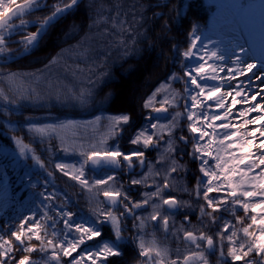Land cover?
<instances>
[{
  "label": "snow or ice",
  "instance_id": "obj_1",
  "mask_svg": "<svg viewBox=\"0 0 264 264\" xmlns=\"http://www.w3.org/2000/svg\"><path fill=\"white\" fill-rule=\"evenodd\" d=\"M77 3L78 0H70V3H64L63 6L53 5L51 15L39 23L37 31L27 34L19 42L24 54H30L36 48L53 20ZM40 7L41 0H23L22 3H17V0H0V54L8 51V37L17 30L14 21L19 19V27L23 29L28 23L24 17ZM220 7L236 10L227 25L232 34L229 41L232 46L227 49L229 55L226 57L219 47L222 41L205 44L196 34L198 29L193 28L182 56L185 61L196 60L197 63L186 66L183 77L176 74L171 77L184 84V96L181 97L175 90L168 91L169 85L165 89L168 95L160 101V107L154 106L155 94L148 98L144 107L157 116H146L147 126L136 130L130 138L129 143L136 146L135 150L125 153L118 143L108 144L110 139H116L122 133V125L129 124L130 116L127 114L110 116L109 127L99 146L92 144L87 150H84L83 145L77 149L74 142L69 144L64 135L67 130L79 127L75 121L27 123L26 130L38 143L47 144L48 150H52L54 141H59L60 151L78 154L82 158L78 164L57 162L55 168L79 184L82 190L102 196L107 202V208L94 212L95 219L77 217L66 204H55V192L38 193L39 216L35 212L21 215L7 230L0 227V264H107L110 257L123 254L122 233L126 228L121 227V223L126 216L139 221L133 224V229L137 233L135 239L138 241L139 256L146 258L141 264H193L194 259L201 264H208L204 251L213 253L217 250L219 264H227L229 260L231 264H264V127H249L264 126V0H259L258 6L233 4ZM116 9L119 13L118 3ZM119 26L123 27L122 24ZM244 57H256L258 62H248ZM245 76L247 79H241ZM0 79L7 80L9 84L26 82L16 73L6 76L0 74ZM33 83L36 86L30 84L23 90L17 89L16 98L0 90V100L6 105H14L17 98L39 100V80L34 78ZM253 87L255 91L252 90ZM90 95L91 93L81 91L75 98L83 104L88 102ZM181 99L185 102L186 116L183 118L188 122L190 137L181 132L178 140L188 145L191 139L192 152L189 155L200 161L201 175L196 178L191 192L186 186L177 190L194 197L197 203L200 200L204 203H198L199 224H191L188 214H185L179 228H175L173 223V234H182V239L177 235L178 242L194 250L181 257L177 249L176 257L172 258L168 247H160L155 239L146 244L140 233L146 227V220H159L167 234L169 217L176 215L184 207H192L191 200L183 201L176 196L166 195L177 182V176L173 174L186 171L185 165L180 162L185 153L177 151L175 135L180 127L182 114L177 111L168 123L159 122V116L167 113L168 107L179 108ZM254 101L256 102L253 103ZM237 105L246 107L237 109ZM253 113L257 115L249 118ZM233 120L238 122L233 123ZM219 129H223V132ZM165 135L168 137L167 141L164 140ZM12 140L21 157H26L31 152V158L40 163L34 149L24 144L21 138L13 136ZM149 147L157 150L155 162L146 161L145 150ZM141 148L144 150H140ZM165 160L167 165L157 169L156 165H164ZM40 167L44 168L45 165L40 163ZM135 167H147L148 171L139 177L131 176L130 184L152 189L142 193L143 199L140 201L131 199L123 190L122 181H118L114 173L95 177V172L108 169H127L132 173ZM88 169L93 170L94 178L91 181L87 175ZM161 176V179H157ZM212 193L217 195L212 196ZM121 207L123 211L116 215ZM147 207L152 209L147 217L137 214L136 210ZM237 209H242V216L237 215ZM221 212H229L234 217V222L224 220L215 234H212L208 229L217 225L220 217L215 214ZM60 223L62 228L58 229L57 225ZM105 224L111 225L114 239L104 238L102 225ZM91 242L95 243L89 246ZM202 247L204 250H201ZM17 252L22 253L19 258L15 255ZM32 253H39L40 259H33Z\"/></svg>",
  "mask_w": 264,
  "mask_h": 264
},
{
  "label": "trees",
  "instance_id": "obj_2",
  "mask_svg": "<svg viewBox=\"0 0 264 264\" xmlns=\"http://www.w3.org/2000/svg\"><path fill=\"white\" fill-rule=\"evenodd\" d=\"M53 1L56 0H47L46 3L49 4ZM117 3L120 5L119 13L116 9ZM49 8L46 6L38 9L29 16H37L42 19L50 14ZM210 9L211 6L205 4L203 0H81L63 18L48 28L30 54L0 63V74L4 76L23 69L43 70L52 62L56 54L60 53V50L71 48L84 35L97 29H105L114 40L131 47L132 52L124 59L110 62V76L99 86L101 88L98 90V96L103 97V94H106L109 98L107 97L102 106H95L87 114H83L80 108L66 105L34 104L19 99L14 105H6L3 100H0V114H2L0 115V158L4 162L13 195V204L6 210V216L2 219V227L5 230L10 224H15L16 218L21 215L35 212L39 216L40 198L38 193L44 191L57 194L55 204H66L70 211L77 214V217L89 218L85 202L77 194L76 184L71 183L68 177L55 168V163L64 159L60 153L58 141H54L52 150H48L47 144L38 143L33 135L26 130L27 123L43 124L59 119L91 115L100 116L106 120V117L109 116L127 114L130 116V123L122 125L123 132L116 139H110L108 144L117 145L118 143L119 148L125 153L135 150V147L129 143L133 135L128 129L131 128L134 131L147 126L148 121L145 117L149 115L150 110L146 109L144 104L151 92L159 85L172 81L180 96H184L183 83L174 81L171 77L173 74L183 77L182 50L187 48L188 38L193 28L205 26ZM134 16L135 19H133ZM186 17L189 19L184 21ZM121 24L123 27L119 26ZM32 28L34 29V27ZM72 29L74 32L71 34L69 32ZM47 40L49 42L44 46ZM42 43L44 44L42 45ZM116 50L117 47L112 45L109 50L110 55L115 54ZM99 60H93L97 68ZM102 66L99 68L102 69ZM135 75H139L140 85L135 89L133 103L130 104L131 106L122 105L116 98L118 92L115 85L129 81ZM0 90H4L9 96H16L14 86L7 84L3 79H0ZM115 98L116 100H114ZM182 100L179 102L180 108ZM117 104L121 108L113 106ZM183 117L180 119L182 129L177 131L190 136L186 128V120ZM29 118H31L30 121ZM13 128L16 130L14 131ZM13 136L21 138L24 144L34 149L35 156L45 167L41 168L40 163L31 157L26 159V163L16 160ZM185 161H187L188 167L183 173L184 179L194 188L198 177L197 167L193 165L194 159L191 155L186 156ZM211 195L216 196L217 194ZM193 200L195 201V198ZM198 203L203 204L204 201L200 200ZM198 203L194 202L197 205L195 212L199 211ZM51 215H55V213H51ZM215 215L220 219L217 220L216 226L208 229L212 234H215L224 220L234 222V217L229 212ZM237 215H243L240 209H237ZM192 222L196 225L199 224L195 213H192ZM237 227L240 226L237 225ZM57 228H62V223L58 224ZM102 228L105 239H114L112 228L104 230V225ZM125 231L123 234L126 235L128 231ZM33 243L38 244L36 241ZM94 243L91 242L89 246ZM131 245V243L121 244L123 254L110 257L107 264H141L146 258L139 256L138 246L134 248ZM15 255L19 258L22 253L17 252ZM31 256L35 259L40 258L39 253H32ZM206 257L208 264H219V250L213 253L206 251ZM227 264H231V261L229 260Z\"/></svg>",
  "mask_w": 264,
  "mask_h": 264
},
{
  "label": "rangeland",
  "instance_id": "obj_3",
  "mask_svg": "<svg viewBox=\"0 0 264 264\" xmlns=\"http://www.w3.org/2000/svg\"><path fill=\"white\" fill-rule=\"evenodd\" d=\"M203 1L206 4H211L212 9L207 19L206 25L200 28L195 27L196 29H198L196 34L201 37V41L205 44H214L215 42L222 41V43L219 44V47L221 48V50L224 52V54L227 57L229 55L227 49L231 48L232 46L229 43V41L232 39V34L230 33L227 25H228V22L234 17L236 10L231 7L222 8L220 6L221 5H233V4H253V5L258 6L259 0H203ZM19 2H22V1H17V3ZM69 2L70 0H56L49 4L45 3L42 8L49 6L50 12H52L53 5L64 4V3H69ZM256 11L258 13V7ZM29 15L30 14L24 17L25 21H28V20L40 21L39 17L29 16ZM15 22L20 23V20L19 19L15 20ZM55 23L56 22H54V24ZM257 25H258V19H257ZM32 27L33 26L26 27L25 32L23 34L27 35L29 32H33L34 30L37 29V25H35L34 29ZM47 31H45V33ZM73 32L74 31L72 29L70 30L69 33L72 34ZM191 33L192 31L190 32L188 41L190 39ZM18 34L19 32L14 35L12 34L10 37H8V43H7L8 51L6 53L0 54V59H2V61L12 60L13 58L18 57L19 55L24 54L23 46L19 43L20 40H17V37H19ZM113 40L114 39L110 36L108 31H106L105 29H97L93 32L88 33L87 35H84L83 38H81L80 41H78L71 48L69 49L66 48V50H62V51L60 50V53L56 54V57L52 60V62L48 64L47 67L44 68L43 70H39V71L26 70V69L19 70L18 72H16V74L22 76L26 82L21 84L20 81H16L15 83L11 84L12 86H14V91L16 92V96L11 95V97L13 98L17 97V89L23 90L24 88H27L30 84H32L33 86H36L33 83L34 78H35L39 80L38 87H39V92H40V99L39 100L19 99V100H23L25 102L34 103V104L52 103V104H58V105L77 107V108H80L83 114L89 113L95 106L96 107L102 106V104L106 102V99L107 97L109 98V96L106 94H103L104 95L103 97L98 96L97 87L110 76V71H111L110 62L111 61L114 62L115 60V58H113L109 52L110 50L109 47H111L109 44H112L111 42ZM48 42L49 40H47L45 44L42 43V45L44 44V46H46ZM245 47H248V45H245ZM186 49L187 48L183 49L182 53ZM91 59L94 61H96L97 59H100L97 65L98 68H96L94 65L87 64V62L90 61ZM244 59L247 60L248 62H258L256 57H244ZM196 63H197L196 60L185 61L183 58V72L187 70L186 66L195 65ZM99 66H102V69H100ZM248 75H251V74H248ZM138 76L135 75L131 77L129 81L122 82L121 84L122 93L121 95L118 94L116 97L119 100V103H121L122 105L131 106L130 104L133 103L134 93L136 92L135 89L139 88V85H140ZM184 79H187V78L184 77ZM241 79H247V76L242 77ZM3 80L7 84H9L7 80L5 79ZM169 85H170V89H168ZM165 89H168V91L175 90L177 92L172 81L159 85L158 87H156V89L153 90L152 94H150L149 96L151 97L155 94V101H156L155 105L161 106L160 101L163 100L165 95H168V91H165ZM182 89L184 93V84H182ZM116 90H119V89L116 88ZM252 90L255 91L256 90L255 87H253ZM81 91L85 93H91V95L88 96L87 103L82 104L78 99L75 98L76 95L79 94ZM116 98L114 100H116ZM16 100H18V98ZM230 100L231 98H229V102ZM255 102L256 101H254L253 103ZM184 103H185L184 100H182L183 105H181V108L179 107L178 109L168 107V105H164V107L171 108V114L169 115L168 114L169 111H168L164 115L159 116V119H162V121H159V122L168 123L171 119V116L174 115L177 111L181 112L182 116H186V113L184 112ZM243 107H246V105H237V109H240ZM233 111L235 114L236 110L234 109ZM149 112L152 114H155V112H151V111ZM255 115H257V113L251 114L249 118H252ZM109 117H106V120H105V119H102L100 116L96 117L94 115L93 116L91 115L87 117L82 116L78 118H68V119H61V120L59 119V120L49 121V122H59V121H67V120H72V121L77 122L79 127L76 129L67 130L66 133H64V135H66L69 144H73L74 142V145L77 149H79L80 145H83L84 150H87L92 144H96L97 146H99L100 140L104 138L107 132V129L109 127V119H108ZM232 122L237 123L238 121L233 120ZM102 123L104 127L102 126ZM185 123H186V128H187V123H188L187 120ZM217 123H221V122H217ZM249 127L251 128V127H264V126L250 125ZM219 131L223 132V129H219ZM243 131L244 130L242 129L241 132ZM73 133H76V135H73ZM257 135H259V133H257ZM205 139L207 140L208 138L206 137ZM190 143H191V139H190ZM14 147L16 148V151L14 152L16 160H21L22 162L26 163L25 162L26 159L28 157H32L31 152L28 153L26 157H21L19 154L18 147L16 145H14ZM189 151L192 152V145L190 146ZM60 153L62 157L64 158L63 160H61V162L78 164V162L82 159L78 154H67L62 151H60ZM221 155H224V153H221ZM210 163H213V161L210 160ZM166 165H167V160H165L164 165L157 164L156 168L159 169ZM193 165L197 167L198 176H200L201 175L199 172L200 161L197 159H194ZM147 171L148 169L146 167L143 170V174L147 173ZM257 171H259V169H257ZM161 178L162 176L157 179H161ZM68 180L71 183L77 185L75 181H72L70 179ZM151 182H152L151 179H149V183ZM0 183L2 187V190L0 189V227H1L2 219L5 216L4 214L5 211L13 204L11 184H10V181L8 180V175L4 167V162H2L1 158H0ZM182 183L183 182L180 179H177V182L173 185V190L170 192H167L166 195H171V196L174 195L180 200L187 201L186 198L176 195L177 188L183 187ZM151 190H152L151 188H147V190L145 191H151ZM90 197L94 199L93 203L95 205H99L94 195L90 194ZM196 206H197L196 204L192 203L191 208L184 207L180 211L186 210L187 212L195 213L196 218H198L199 211L197 212L194 211ZM240 210L243 213L242 209ZM151 211H152L151 208L144 211L142 213V217H147L151 213ZM177 214L169 217L170 227L166 235L160 234L159 231L163 230V228L156 227L155 224H153L151 220L145 221L146 227L144 231L141 232L140 234L141 236H143L146 244L152 241L153 239H155L160 247H168L171 250L172 258L176 257L177 249H179V253L181 257L184 254H187L189 251L194 250L192 248H186L184 243L178 242L177 235H179L182 239L181 233L173 234L174 233L173 223L175 225V228H179L181 223L184 221V217L180 218L178 217ZM191 224L196 225L192 221H191ZM185 226L187 227V225ZM172 240H173V243H172ZM201 250H204L203 247ZM204 254L206 257V251H204ZM36 259H40V258L37 257ZM193 264H201V262L199 260L194 259Z\"/></svg>",
  "mask_w": 264,
  "mask_h": 264
},
{
  "label": "flooded vegetation",
  "instance_id": "obj_4",
  "mask_svg": "<svg viewBox=\"0 0 264 264\" xmlns=\"http://www.w3.org/2000/svg\"><path fill=\"white\" fill-rule=\"evenodd\" d=\"M155 107H158V106H155ZM168 111H169L168 114L170 115L171 114L170 108H168ZM149 115H151L153 117H156L157 116L156 113L155 114H152L150 112H149ZM159 121H162V119H159ZM180 134L181 133H178V131H176V133H175V135L177 137V141H176L177 146H178L177 151L182 150L185 153L182 156V158L180 159V162L185 165V168H187L188 167V163H187V161H185V157L186 156H189V153H190L189 148H190V146L192 144L190 143V140H189L188 145H184L183 142L179 141L178 140V136ZM185 136H187V135H185ZM167 139H168V137L165 135L164 140L167 141ZM134 147L136 149V146H134ZM140 150H144V149L141 148ZM145 151H146V157H145L146 158V161L155 162L156 159H157V150L153 149L152 147H149ZM158 165H160V164H158ZM144 169H141L139 167H135V169H134V171L132 173H129L127 169H125L123 171H121L119 169H110V170L108 169L106 171L95 172V177H100V176H103V175H106V174H109V173H114L117 176L118 181H122V183H123V190L126 191L129 194V196L131 197V199L133 201H140V200L143 199L142 193L145 192L146 188L143 187V186H140V185L133 186V185L130 184L129 181H130L131 176H136V177L141 176L143 174V170ZM183 173H184V171H182V172H180L178 174L177 173H174L173 175L174 176H177V179H180L183 182L182 183L183 184V187L186 186L188 188V190L191 192L193 190V187L188 182H185ZM87 175H88V178L91 181L94 178L93 170L88 169ZM76 186H77V194L85 202V205H86L85 208H86L87 215L89 216V218L95 219L94 212L99 211L101 208H105V209L107 208V205L103 201V197L102 196H96L94 192H91L90 193V192H87L85 190H82V188L78 184ZM177 189H179V188H177ZM90 194L95 196V198L97 199V202L99 203V205H95L93 203V200L94 199H92L90 197ZM176 194L178 196H184L186 198V200L189 201L190 196H188L187 194H185V193H183L181 191H178V190L176 191ZM150 208L151 207L141 208V209L136 210V212H137L138 215L142 216V213L144 211L150 209ZM122 211H123V208L121 207L120 210L118 212H116L115 214L116 215H119V213L122 212ZM185 214H188L190 216V218L192 219V213H188L186 211ZM185 214L182 215L181 217H184ZM152 222H153V224H155L156 227H161L159 220L158 221H155V222L152 221ZM134 223H139V221H135L134 218L131 217V216H126V217H124L122 219L121 227L126 228V230L128 231V233L126 235H124L122 233V235L124 237V242L123 243H127V244L128 243H131L132 244L131 246L135 248L137 246V244H138V241L135 239L136 236H137V233L133 229V224ZM169 227H170V223H169ZM105 228L111 229V225L110 224H105L104 225V230H105ZM129 229H130V231H129ZM159 233L166 235V233L163 230L159 231ZM104 234L105 233L103 231V236H104Z\"/></svg>",
  "mask_w": 264,
  "mask_h": 264
},
{
  "label": "bare ground",
  "instance_id": "obj_5",
  "mask_svg": "<svg viewBox=\"0 0 264 264\" xmlns=\"http://www.w3.org/2000/svg\"><path fill=\"white\" fill-rule=\"evenodd\" d=\"M81 1V0H80ZM79 1V2H80ZM78 2V3H79ZM77 3V4H78ZM205 3V2H204ZM206 4V3H205ZM207 5H210L211 6V9H212V5L211 4H207ZM60 6H63V4H60ZM41 8H42V3H41ZM211 9H210V11H209V13H208V16H207V18H206V22H207V19H208V17H209V14H210V12H211ZM70 11V9H68L65 13H63L61 16H59V17H57L55 20H53L47 27L49 28L50 26H51V24H53L54 22H56V21H58V20H60L61 18H63L66 14H67V12H69ZM51 15V12H50V14L49 15H47V16H50ZM46 16V17H47ZM43 19L44 18H42V19H40V21H33V20H28L27 22V24H26V26L25 27H23V29H20V23H17V22H15L14 21V24L16 25V31H14L12 34L14 35V34H17L18 32H19V34H18V36L19 37H17V40H20V41H22L23 39H24V37L26 36V35H24L23 33L25 32V28L29 25V24H35L36 22H37V26L39 25V23L40 22H42L43 21ZM187 19H189V17H186V18H184V21H186ZM18 20V19H17ZM32 22H34V23H32ZM205 25H206V23H205ZM48 28H47V30H48ZM46 30V31H47ZM37 31V29L35 30V31H33V32H29V33H35ZM28 33V34H29ZM45 34V33H44ZM43 34V35H44ZM42 35V36H43ZM42 38V37H41ZM40 38V39H41ZM40 39H39V41H40ZM112 44H109L110 46H114V47H117V50L115 51L116 53L115 54H112V57L113 58H115V60H118V59H121V58H126V56L128 55V54H130V53H132L131 52V47H129V46H126L125 44H123V43H121V42H118V41H116V40H113L112 42H111ZM110 49H111V47H109ZM116 49V48H115ZM119 50H121V51H119ZM137 50V49H136ZM136 50H134V51H136ZM121 52H123V53H121ZM2 62V59H0V63ZM87 64H91V65H94L95 67H96V65H95V63H93V60L91 59L90 61H88L87 62ZM97 68V67H96ZM103 83V82H102ZM101 83V84H102ZM100 84V85H101ZM99 85V86H100ZM97 87V89L99 90L101 87ZM116 86V88L117 89H119V90H117V92H118V94L119 95H121V93H122V91H121V88H122V86H121V84H117V85H115ZM121 86V87H120ZM156 89V88H155ZM153 92V91H152ZM152 92H151V94H152ZM117 94V95H118ZM150 96V95H149ZM148 96V97H149ZM147 97V98H148ZM147 101V100H146ZM183 105V104H182ZM114 107H116V108H121V106H118V104L117 105H113ZM126 128V127H125ZM178 129H182V126H180ZM177 129V130H178ZM124 130V129H123ZM129 130V132H130V134L131 135H133L134 134V132L136 131V130H134L133 131V129H131V128H129L128 129ZM7 183V182H6ZM0 189L2 190V187H1V183H0ZM177 195V194H176ZM180 197H184V196H180ZM185 198V197H184ZM193 198L194 197H190L189 198V200H191L192 201V203L194 204V200H193Z\"/></svg>",
  "mask_w": 264,
  "mask_h": 264
},
{
  "label": "water",
  "instance_id": "obj_6",
  "mask_svg": "<svg viewBox=\"0 0 264 264\" xmlns=\"http://www.w3.org/2000/svg\"><path fill=\"white\" fill-rule=\"evenodd\" d=\"M46 1L47 0H41V3H42V5L43 4H45L46 3ZM80 0H78V2H79ZM23 2V1H22ZM22 2H20V3H22ZM48 28V27H47ZM47 28L45 29V31L47 30ZM45 31H44V33H45ZM164 114V113H163ZM163 114H160V115H163ZM157 115V114H156ZM104 199V198H103ZM106 204H107V202L106 201H104Z\"/></svg>",
  "mask_w": 264,
  "mask_h": 264
}]
</instances>
